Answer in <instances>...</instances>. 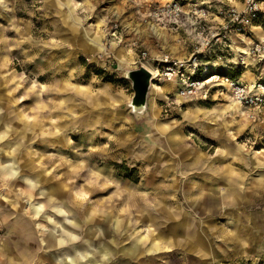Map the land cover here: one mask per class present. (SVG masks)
<instances>
[{
	"label": "rangeland",
	"instance_id": "rangeland-1",
	"mask_svg": "<svg viewBox=\"0 0 264 264\" xmlns=\"http://www.w3.org/2000/svg\"><path fill=\"white\" fill-rule=\"evenodd\" d=\"M260 1L238 31L245 0H0V264H264V111L162 71L137 114L127 76L264 83Z\"/></svg>",
	"mask_w": 264,
	"mask_h": 264
},
{
	"label": "built area",
	"instance_id": "built-area-1",
	"mask_svg": "<svg viewBox=\"0 0 264 264\" xmlns=\"http://www.w3.org/2000/svg\"><path fill=\"white\" fill-rule=\"evenodd\" d=\"M260 2V0H245V7L243 10L231 8L229 21L228 23L224 24L223 27H234L238 31L245 30L259 16L262 9ZM180 10L181 5L177 1L166 4L167 12H172L175 15H179ZM209 41L210 38L208 39L207 43H209ZM253 49L254 52H261L264 49V46L262 44H257ZM198 53L199 50H196L187 60L171 59L169 55L161 57V61L164 64V69H161L160 66H157L156 69H159L160 71V74L157 76H160L162 71L165 73V77L167 79H173L176 77V75L181 76L180 78L183 81V85L179 93L183 96H197L200 98H205L209 95L211 86L220 84L221 86L225 85L231 89L232 97L235 102L245 105L249 109L261 110L264 108V83L255 81L254 83L250 84L238 77H233L226 74L220 75L217 72H213L207 77H204L205 73H202L203 76L198 77L195 74V71H200ZM144 65L146 66V64ZM189 66L192 69L190 72H188L186 69ZM211 77L212 80L208 81V79Z\"/></svg>",
	"mask_w": 264,
	"mask_h": 264
},
{
	"label": "water",
	"instance_id": "water-1",
	"mask_svg": "<svg viewBox=\"0 0 264 264\" xmlns=\"http://www.w3.org/2000/svg\"><path fill=\"white\" fill-rule=\"evenodd\" d=\"M127 76L132 80L134 95L131 105L134 109L146 108L147 96L152 83V71L145 65L128 71Z\"/></svg>",
	"mask_w": 264,
	"mask_h": 264
},
{
	"label": "crops",
	"instance_id": "crops-1",
	"mask_svg": "<svg viewBox=\"0 0 264 264\" xmlns=\"http://www.w3.org/2000/svg\"><path fill=\"white\" fill-rule=\"evenodd\" d=\"M94 41H95V40H94ZM96 41H98V39H97ZM92 42H93V41H92ZM119 50H120V49H119ZM116 51H118V50H116ZM245 73H246V72H245ZM245 73H244V74H245ZM237 77L240 78L241 80L246 81V80L244 79V77H245L244 75H238ZM233 103H234L235 105H239L238 102H235V101H234ZM262 110L264 111V108L261 109L260 111H262ZM2 163H4V162H2ZM3 168H7V166L3 165L2 170H3ZM7 169L9 170V167H8ZM2 176H3V175H2ZM7 177H9V176H7ZM16 200H17V199H15V202H16ZM17 213H18V212H16V214H17ZM16 216H17V215H16ZM20 218H22V215H21V214H18V218L15 219V220L13 221V229L16 228L15 224L18 223V222H16V221H17L18 219H20ZM34 224H35V223H34ZM34 224H33V225H34ZM14 226H15V227H14ZM19 226H21V225L18 224L17 227H19ZM34 227H37V225H35ZM10 239L12 240L13 245H10V244H9L10 242L5 241V240L0 242V248L2 247V245L4 246V249H3V250L0 249L1 251H4V250H5L4 242H6L9 246H12V247L15 246V248L17 249V247H16L17 244H15L16 239L14 238V233H13V232L10 233ZM39 241H40V240H38V243H39ZM39 246H40V244H39ZM40 248H41V246H40ZM13 250H15V249L13 248ZM40 250H42V248H41ZM13 252H14V251H13Z\"/></svg>",
	"mask_w": 264,
	"mask_h": 264
},
{
	"label": "bare ground",
	"instance_id": "bare-ground-1",
	"mask_svg": "<svg viewBox=\"0 0 264 264\" xmlns=\"http://www.w3.org/2000/svg\"><path fill=\"white\" fill-rule=\"evenodd\" d=\"M97 46H99V48H101V49H103V50H105V51H107L101 44H98ZM118 56H120V62L121 63H124V60L121 58V55L118 53ZM148 67V66H147ZM151 71H152V67H148ZM153 70L154 71H152V73H153V77H155V76H157V75H159L160 74V71H159V69H156V68H153ZM248 73H246V75H247ZM212 80V77L211 78H209L208 79V81H211ZM154 84V83H153ZM152 86L153 85H151V89H152ZM134 111L137 113V114H145V113H147V110H145L144 108H139V109H134ZM149 112V111H148Z\"/></svg>",
	"mask_w": 264,
	"mask_h": 264
},
{
	"label": "trees",
	"instance_id": "trees-1",
	"mask_svg": "<svg viewBox=\"0 0 264 264\" xmlns=\"http://www.w3.org/2000/svg\"><path fill=\"white\" fill-rule=\"evenodd\" d=\"M259 16H260V15H259ZM259 16H258V17H259ZM200 72H203V69H202V70L200 69ZM224 74H225V73H224ZM239 74H240V72H237V73L235 72V73L232 74V75H233V77H237ZM226 75H227V74H226ZM197 76H198V77H202L203 75H202V73H198ZM105 79H106V80H109V81H114V79L112 78V76H105Z\"/></svg>",
	"mask_w": 264,
	"mask_h": 264
}]
</instances>
